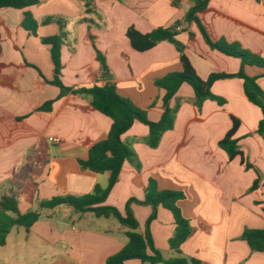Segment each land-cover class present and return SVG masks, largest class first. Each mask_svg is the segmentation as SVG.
Listing matches in <instances>:
<instances>
[{"label": "crops", "instance_id": "crops-1", "mask_svg": "<svg viewBox=\"0 0 264 264\" xmlns=\"http://www.w3.org/2000/svg\"><path fill=\"white\" fill-rule=\"evenodd\" d=\"M194 4L93 0L88 12L84 0H41L26 9L0 8V199L5 193L17 194L19 209L26 213L53 197L82 196L97 185L106 188L110 177L109 172L84 169L80 160L108 136L113 121L88 97L72 92L60 97L61 89L49 83L55 78L54 63L50 45L41 39L58 34L60 28L43 20L58 16L66 21L65 85L103 86L111 79L122 96L146 110L151 121H159L166 91L156 80L183 69L181 53L170 41L138 51L126 35L129 27L143 33L175 27L176 39L202 79L212 73H237L242 67L240 58L210 47L196 22L186 19ZM27 11L39 23L37 36L22 27ZM199 18L212 40L239 42L264 57V0H210ZM97 49L109 73H104ZM245 72L257 77L264 89L263 67L246 65ZM212 93L224 103L207 99L198 107L193 87L184 83L170 100V107L177 108L175 126L157 147L146 142L148 125L134 123L122 138L138 155L141 168L124 163L106 204L125 215L127 202L144 200L154 178L159 189L186 195L178 203L194 228L182 245L186 256L207 264H264V253L252 251L242 239L246 228H264V140L258 133L262 111L248 99L239 77L217 80ZM48 101H53L52 109L40 110ZM232 117L240 120L235 137L246 163L241 156L230 160L219 145L232 127ZM131 208L144 233L152 207L132 203ZM110 218L66 205L42 209L30 230L15 226L10 231L0 247V264H106L128 241V228ZM150 229L155 246L166 257L173 256V213L160 206ZM126 264L144 263L131 259Z\"/></svg>", "mask_w": 264, "mask_h": 264}, {"label": "trees", "instance_id": "trees-1", "mask_svg": "<svg viewBox=\"0 0 264 264\" xmlns=\"http://www.w3.org/2000/svg\"><path fill=\"white\" fill-rule=\"evenodd\" d=\"M84 1H86L89 12L93 0ZM174 1L177 3L180 0ZM40 2L41 0H0V8L26 9ZM209 2L210 0H194L195 4L188 11L186 19L196 22L202 36L210 47L241 59L242 67L237 73H212L208 79H202L190 59L184 53V45L176 39L177 31L175 27H159L148 33L140 32L135 27H129L126 31L132 47L138 51H147L161 41H170L176 45L181 53L183 69L178 72H171L156 80V85L166 91L163 97L164 113L159 121H151L148 118L146 110L137 106L130 98L122 96L118 92L116 84L111 79L103 86L94 85L73 89L65 85L61 79V75L64 68L62 62V47L67 37L65 29L66 21L58 16H49L43 20V24L55 22L60 28L58 34L41 39L44 44L50 45L51 57L54 63L55 78L49 83L61 89L60 97L69 92L82 97H88L95 109L110 117L113 121L108 136L91 146L89 156L86 160H80V164L84 169L96 173L109 172L110 177L106 188L97 185L92 193L82 196L67 195L53 197L50 200L41 201L39 210L26 213H22L19 209L17 194H3L0 199V247L6 244L7 236L15 226H21L30 230L40 219L42 209H52L57 206L66 205L74 208L77 212H92L96 217H114L122 226L128 228L126 232L128 238L126 245L118 253L111 255L107 259L106 264H126V261L131 259H139L144 264H207L198 258L186 256L182 251V245L194 233V228L190 220L184 216L178 204L180 200L186 197L184 192L171 189L161 190L158 187V182L154 178H151L146 189L145 199L139 200L131 198L126 204L125 215L118 207L106 204V200L119 181L120 173L126 161L134 163L138 169L141 168L138 155L124 142L123 135L130 130L136 121H139L149 127L150 132L146 139L147 144L151 147H157L162 135L166 131L172 130L175 126L177 108L170 107V100L184 83H188L193 87L196 95V105L201 107L202 103L207 99L224 103L222 98L212 93V86L217 80L231 77L241 78L244 82L246 96L262 111V119L258 126V133L264 140V89L258 83L257 77L249 76L245 72L246 65H255L264 68V57L245 49L239 42H230L225 38L219 41L212 40L199 18V12L204 10ZM22 27L32 35L37 36L39 23L31 12H25ZM92 39H94L93 36ZM1 50L0 36V52ZM97 57L102 64L104 73H109L106 58L98 49ZM52 105L53 101H48L40 107V110L50 111ZM232 121L231 129L219 142V145L228 153L230 160L241 156L243 163H246L239 141L235 137L240 127V120L232 117ZM256 184L257 181L252 189L256 187ZM132 203L150 205L152 207L153 211L146 222V230L144 233L138 230L139 222L132 211ZM160 206L169 209L173 213L176 222L174 235L169 241L170 247L174 252V255L171 257H166L155 246L150 229L152 221L157 217ZM242 239L248 242L252 251L264 253V228H246L243 232Z\"/></svg>", "mask_w": 264, "mask_h": 264}, {"label": "built area", "instance_id": "built-area-1", "mask_svg": "<svg viewBox=\"0 0 264 264\" xmlns=\"http://www.w3.org/2000/svg\"><path fill=\"white\" fill-rule=\"evenodd\" d=\"M50 140H52V141H55V142H57V143H59L60 142V139H58V138H50Z\"/></svg>", "mask_w": 264, "mask_h": 264}, {"label": "rangeland", "instance_id": "rangeland-1", "mask_svg": "<svg viewBox=\"0 0 264 264\" xmlns=\"http://www.w3.org/2000/svg\"><path fill=\"white\" fill-rule=\"evenodd\" d=\"M102 219H103V218H102ZM111 219H112V220H115V218H110V220H111ZM104 220H105V219H104Z\"/></svg>", "mask_w": 264, "mask_h": 264}]
</instances>
